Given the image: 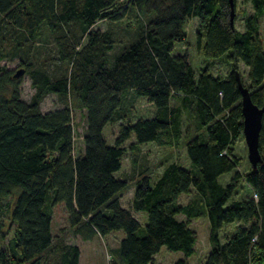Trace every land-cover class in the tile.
<instances>
[{"label":"trees","instance_id":"obj_1","mask_svg":"<svg viewBox=\"0 0 264 264\" xmlns=\"http://www.w3.org/2000/svg\"><path fill=\"white\" fill-rule=\"evenodd\" d=\"M249 1L252 11L241 10L244 27L237 30L236 0L233 25L230 0H0V264H78V245L51 233L58 204L83 240L123 231L111 264H153L161 246L182 252L174 264H189L197 239L190 220L202 216L210 244L202 264H264V112L262 162L242 174L234 154L242 136L237 62L247 68L252 101L264 106V0ZM123 18L136 24L126 40L111 25L94 28ZM191 18L205 58L197 71L185 50H175ZM220 56L230 70L217 77L207 60ZM15 59L24 69L18 77L2 64ZM25 74L33 88L28 100L19 87ZM51 93L62 105L43 112L40 104ZM139 99L153 105V116L131 120ZM73 110L85 122L79 152ZM183 117L199 132L182 131ZM117 119L108 143L104 128ZM181 134L188 167L169 162L153 180L139 172L132 209L123 206L130 183L116 174L125 142L135 152ZM233 170L227 184L218 181ZM241 180L252 195L233 198ZM182 194L192 197L182 204ZM133 211L146 214L143 234ZM226 224H235L234 232L221 241Z\"/></svg>","mask_w":264,"mask_h":264},{"label":"rangeland","instance_id":"obj_2","mask_svg":"<svg viewBox=\"0 0 264 264\" xmlns=\"http://www.w3.org/2000/svg\"><path fill=\"white\" fill-rule=\"evenodd\" d=\"M244 9L247 12H251L252 8L249 0H236V16L234 21V26L237 30H243L242 14L241 10ZM131 18L128 17V20ZM127 18L115 22H108L106 20L97 21L94 28L104 29L105 27L111 25L116 30L122 39L126 40L127 37L132 33L135 27V23L128 21ZM196 18H191L187 21L185 25V39L175 45L176 51H186L189 55V60L197 71L203 64L205 58L201 55L200 50L196 44V29H197ZM260 34L264 47V16L260 18ZM48 47V46H46ZM116 47L114 48V50ZM46 55V50H40L37 52L36 58L42 59ZM223 56L216 57L213 59H208L209 71L213 76L222 77L225 76L230 70L229 64L222 61ZM2 64L6 69L14 71L18 68V60H3ZM54 70L59 69L57 66H53ZM60 70H62L60 68ZM237 70L242 79V84L248 86L247 78V68L242 62H237ZM20 95L23 99L28 100L33 93V88L30 86V78L27 74L21 77L20 82ZM62 103L59 101L58 97L54 94H48L41 102L40 108L43 112L53 110L55 108L61 107ZM154 108L144 100L139 99L136 101L133 113L130 119L146 117L152 115ZM185 123L182 124L183 130L188 129L189 133H198L199 130L196 129L191 118L186 119L183 117ZM72 122L75 135V148L77 151H81L82 142L81 137L85 127L84 118L82 112L79 110H73L72 112ZM122 120L108 123L104 128V137L108 143L113 142L114 137L117 134L118 126ZM188 127V128H187ZM177 141V140H176ZM174 139L169 140V144H159L156 142H151L141 145L140 149L132 152L129 149L128 143L125 142V155L122 160V165L120 170L117 172V176L125 178L130 183V187L122 193L121 204L127 208H131V198L133 187L132 184L136 178L140 176L139 172L145 170L153 179H156L163 167L172 161L180 163L182 166L188 167V158L184 149L183 135L181 134L178 141ZM176 142V144H175ZM234 154L239 158V164L237 170L244 174L250 168V163L247 158V147L244 141L243 135L238 138L234 145ZM190 164V163H189ZM233 171H229L221 174L218 177V181L221 184H227L230 181ZM194 191V190H193ZM192 193V192H191ZM252 195L250 187L241 180L236 189L233 198H247ZM191 194H182L179 198V202L184 204L190 199ZM134 217L141 222L140 234H143V227L146 223L145 212L133 211ZM179 219H184L183 214L178 215ZM190 227L196 233V243L194 245V253L188 257L189 264H202L210 251L209 244V222L207 217L202 216L198 219L190 220ZM235 224H226L219 231V236L221 241L228 237L231 232H234ZM51 233L56 239L62 238L64 241L75 243L80 249V264H111L113 260L112 250L118 246L120 237L123 236V231L118 230L104 238L99 236H94L91 239L83 240L79 234H75L71 229L68 228L67 214L62 204L55 205L52 210V223H51ZM12 235L9 234L8 237ZM181 251H168L165 246H161L158 253L154 256L153 264H174L178 258L182 257Z\"/></svg>","mask_w":264,"mask_h":264},{"label":"water","instance_id":"obj_3","mask_svg":"<svg viewBox=\"0 0 264 264\" xmlns=\"http://www.w3.org/2000/svg\"><path fill=\"white\" fill-rule=\"evenodd\" d=\"M230 24L233 25L235 10L233 0H230ZM24 73V69L17 68L13 77H18ZM237 87L240 92V109L242 114V135L247 147V158L252 168L262 162L259 151V134L262 126V115L264 106L255 104L249 92V89L242 84L239 75L236 74Z\"/></svg>","mask_w":264,"mask_h":264},{"label":"crops","instance_id":"obj_4","mask_svg":"<svg viewBox=\"0 0 264 264\" xmlns=\"http://www.w3.org/2000/svg\"><path fill=\"white\" fill-rule=\"evenodd\" d=\"M149 104H150V103H149ZM150 106H152V107H153V105H152V104H150ZM153 108H154V107H153ZM153 113H154V112H153ZM152 116H153V114H152V115H150V116H146V117H149V118H150V117H152ZM146 117H143V118H146ZM121 238H122V236L120 237V239H121ZM80 258H81V257L79 256V262H78V264H80Z\"/></svg>","mask_w":264,"mask_h":264}]
</instances>
